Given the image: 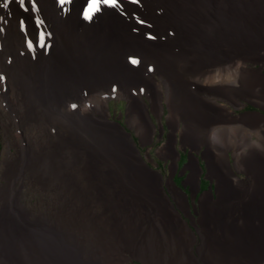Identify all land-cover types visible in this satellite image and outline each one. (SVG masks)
<instances>
[{"label":"bare ground","instance_id":"6f19581e","mask_svg":"<svg viewBox=\"0 0 264 264\" xmlns=\"http://www.w3.org/2000/svg\"><path fill=\"white\" fill-rule=\"evenodd\" d=\"M89 2L0 0V113L19 137L0 161V264H264V76L247 65L264 64V0H118L88 20ZM142 89L168 106L173 172L178 127L205 147L216 186L193 211L108 120L107 98L131 96L126 120L151 142ZM247 104L261 111L234 114ZM27 185L55 196L46 212Z\"/></svg>","mask_w":264,"mask_h":264},{"label":"rangeland","instance_id":"374dc122","mask_svg":"<svg viewBox=\"0 0 264 264\" xmlns=\"http://www.w3.org/2000/svg\"><path fill=\"white\" fill-rule=\"evenodd\" d=\"M247 65L250 68H253L254 70H256L257 73H260V75L263 74V76H264V64H261V63L257 64V63H254V62H248ZM156 78H158V76H156ZM139 96L141 98L143 97V100L145 101L146 105H148L147 106L148 116H150L149 118H151V121H152L153 126L155 128V133L153 135V139H152L151 142L142 143V141L137 136V134L135 133L133 128H130V126H129L127 120H126L127 119V112H128L129 103H130V100L132 99L131 96H129L127 94L118 95V96L116 94L115 95L113 94V95H110L107 98V110H108V113H109L108 120L111 119V121H114V122H117V123L121 124L122 128H124L127 132H129V133H131V135H133L132 139L135 142L136 147H137L140 155L142 156L144 161L149 164L151 169L154 168L155 170H158L159 167L163 168L162 170L159 169L163 173H161V172H159V173L164 178L163 179L164 182L167 179H169L171 177L172 178L174 177L173 178L174 179V183L179 188L183 189L185 192H187L189 194V198H190L189 200H190V203H191V205H190L191 206V210L190 211H193V208H196V209L198 208V203L197 202L199 201V198L202 195L201 192L204 193L206 191L212 190V189H210L211 185L209 186L208 185L209 183L207 182V180H209V178H208V168H207L206 160L203 158V154H204L205 148L201 147L197 151H193V150H191L189 148H185L184 146H182V143H180V141H179V137L181 135L180 132H181V127L182 126L178 127V130L176 131L177 142H176L175 147L179 151L180 157H179V159H177V162H176V165H178V166L176 167L175 171L173 172L172 169H171L173 160L162 158L159 155V152H158L159 148L163 144H165L166 142L169 141L170 136L172 134V129L169 127L168 119H167V117L169 115L168 114L169 113L168 106L166 105L165 101H163L164 109H163V112H161V114H159L158 111H155L156 109L154 110L152 108L149 95H148L147 91H145V89H142L141 94ZM163 100H164V98H163ZM247 105H248L249 108L251 107L250 108L251 111L254 110V109L258 110V111H261L258 108H254L251 104H247ZM246 106H241L239 108V110L233 109L234 110V114L236 113L235 111L241 112V111L245 110ZM246 111H249V110H246ZM246 111H244V112H246ZM0 112H2L1 107H0ZM236 114H239V113H236ZM0 119H1L0 120V161H1L3 159L7 158L9 154H14L15 153V149L13 147H14V145L17 142H19V137L17 136V133H16L15 129H11V131L10 130L8 131L7 128H5L6 125H7V121L2 119V114L1 113H0ZM7 132H9V133H7ZM34 133H35L34 131L29 132L28 135L34 134ZM9 147H10V150H9ZM8 151H9V153H8ZM232 155H233V152L232 151L229 152V156L231 158V162H234ZM192 157H193V159H195L194 157L197 158L199 168L203 171L201 173V176H200V179L202 180V183H201V186H200L201 190L197 191V193H196L197 195L196 196H193L192 193H189L190 189L192 187L187 182L188 181V175L190 174V169L187 168V165L189 164L190 158H192ZM149 158L151 159V162H149V160H148ZM235 175L239 179H245L246 178V176L242 172H235ZM235 178H234V180H235ZM165 186H166V182H165ZM33 188H34L33 185H27L25 187V189H24L25 192H26L25 193V203L30 208H33V209L35 208L34 209L35 211L46 212V210L49 208L48 206L53 204L52 202L55 201V196L52 193H50V192H46V191L43 192V191H39L38 189H36V191H35V189H33ZM192 215L196 217L194 212H193ZM184 218L186 219V217H184ZM186 220L191 221L189 218L186 219ZM130 264H148V263H145V262L143 263L142 261L134 260Z\"/></svg>","mask_w":264,"mask_h":264},{"label":"snow or ice","instance_id":"6c2138e0","mask_svg":"<svg viewBox=\"0 0 264 264\" xmlns=\"http://www.w3.org/2000/svg\"><path fill=\"white\" fill-rule=\"evenodd\" d=\"M64 0H61V3H63ZM25 0H19V4L21 7L24 6ZM94 3L95 10L89 14L87 11L85 12V19L91 20L93 18V14L100 13L102 11V6H108L110 8H115L118 6V0H90L89 4ZM4 7H8V4L6 3ZM27 11V9H25ZM132 63H138L137 60L133 59ZM73 108L76 107L75 104L72 105Z\"/></svg>","mask_w":264,"mask_h":264},{"label":"crops","instance_id":"0c3cea01","mask_svg":"<svg viewBox=\"0 0 264 264\" xmlns=\"http://www.w3.org/2000/svg\"><path fill=\"white\" fill-rule=\"evenodd\" d=\"M205 148V147H204ZM157 165V164H156ZM178 165H176V167H177ZM159 169L160 170H162L163 168H160L159 167ZM155 170L154 168H153V170H155V171H158V172H161V173H163L162 171H160V170ZM203 171L199 168V172H198V176H199V180H198V190H201V188H200V186H201V183H202V180L200 179V176H201V173H202ZM163 178V177H162ZM208 178H209V180H207V182L209 183L208 185L210 186L211 185V188L210 189H214L215 188V184H216V181L214 180V178L212 177V176H208ZM164 179V178H163ZM163 182V181H162ZM162 187H163V183H162ZM214 187V188H213ZM164 188V187H163ZM197 190V191H198ZM209 190V189H208Z\"/></svg>","mask_w":264,"mask_h":264},{"label":"flooded vegetation","instance_id":"af4514ba","mask_svg":"<svg viewBox=\"0 0 264 264\" xmlns=\"http://www.w3.org/2000/svg\"><path fill=\"white\" fill-rule=\"evenodd\" d=\"M245 108V107H244ZM251 108V107H250ZM250 108L248 107V105L246 106V109L245 110H243V111H241V112H237V111H235L236 113H242V112H244V111H246V110H250ZM239 110V109H238ZM179 157H180V153H179ZM179 159V158H178Z\"/></svg>","mask_w":264,"mask_h":264}]
</instances>
